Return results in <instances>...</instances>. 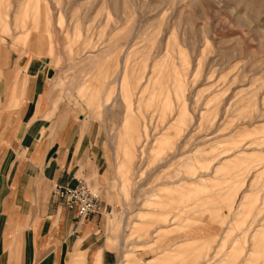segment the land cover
I'll list each match as a JSON object with an SVG mask.
<instances>
[{"label": "rangeland", "instance_id": "1", "mask_svg": "<svg viewBox=\"0 0 264 264\" xmlns=\"http://www.w3.org/2000/svg\"><path fill=\"white\" fill-rule=\"evenodd\" d=\"M28 65L99 146L114 264H264V0H0V78Z\"/></svg>", "mask_w": 264, "mask_h": 264}, {"label": "crops", "instance_id": "2", "mask_svg": "<svg viewBox=\"0 0 264 264\" xmlns=\"http://www.w3.org/2000/svg\"><path fill=\"white\" fill-rule=\"evenodd\" d=\"M32 70L0 78V264H114L102 239L104 213L76 223L74 211L50 199L55 184L96 177L102 154L88 134L75 133L74 122L48 118L44 79ZM183 185L154 191L150 203L163 205Z\"/></svg>", "mask_w": 264, "mask_h": 264}, {"label": "built area", "instance_id": "3", "mask_svg": "<svg viewBox=\"0 0 264 264\" xmlns=\"http://www.w3.org/2000/svg\"><path fill=\"white\" fill-rule=\"evenodd\" d=\"M50 199L54 204L64 205L74 211L76 223H81L94 215H102L106 210V205L100 194L81 178L73 186L55 184Z\"/></svg>", "mask_w": 264, "mask_h": 264}, {"label": "bare ground", "instance_id": "4", "mask_svg": "<svg viewBox=\"0 0 264 264\" xmlns=\"http://www.w3.org/2000/svg\"><path fill=\"white\" fill-rule=\"evenodd\" d=\"M80 178H81V179H84L83 177H79L78 179H80ZM84 180H85V179H84ZM85 181H86V180H85ZM86 182H87V181H86ZM87 183H88V182H87ZM88 185H89V183H88ZM89 186H90V185H89ZM90 187H91V186H90ZM82 222H83V221H82ZM82 222H81V223H82Z\"/></svg>", "mask_w": 264, "mask_h": 264}]
</instances>
